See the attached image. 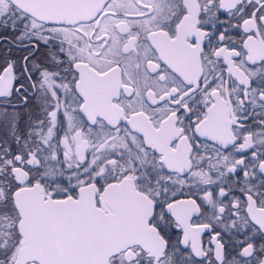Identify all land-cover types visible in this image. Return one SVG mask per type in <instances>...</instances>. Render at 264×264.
<instances>
[{"label": "snow or ice", "instance_id": "snow-or-ice-1", "mask_svg": "<svg viewBox=\"0 0 264 264\" xmlns=\"http://www.w3.org/2000/svg\"><path fill=\"white\" fill-rule=\"evenodd\" d=\"M0 49V264H264V0H0Z\"/></svg>", "mask_w": 264, "mask_h": 264}, {"label": "flooded vegetation", "instance_id": "flooded-vegetation-1", "mask_svg": "<svg viewBox=\"0 0 264 264\" xmlns=\"http://www.w3.org/2000/svg\"><path fill=\"white\" fill-rule=\"evenodd\" d=\"M0 51H2V49H0ZM207 236H208V234H207V233H205V239H207Z\"/></svg>", "mask_w": 264, "mask_h": 264}]
</instances>
